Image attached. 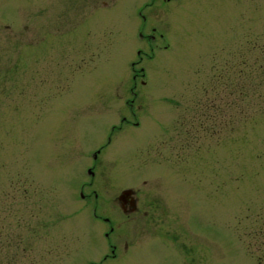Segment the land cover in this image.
Masks as SVG:
<instances>
[{"label":"rangeland","instance_id":"374dc122","mask_svg":"<svg viewBox=\"0 0 264 264\" xmlns=\"http://www.w3.org/2000/svg\"><path fill=\"white\" fill-rule=\"evenodd\" d=\"M147 1L0 0V264H264V0Z\"/></svg>","mask_w":264,"mask_h":264},{"label":"flooded vegetation","instance_id":"af4514ba","mask_svg":"<svg viewBox=\"0 0 264 264\" xmlns=\"http://www.w3.org/2000/svg\"><path fill=\"white\" fill-rule=\"evenodd\" d=\"M166 1L170 2V0H166ZM147 2H150V1H147ZM147 2L142 6V8H141L142 11L140 12V14H142L145 11V9H147L148 7H149V9H152V10L155 9L156 0H151L150 3H147ZM153 30L156 31L157 28L154 27ZM82 196L84 197V194H82ZM117 199L120 202L121 210L124 213H126V215H128L129 220H131L132 216H134L135 214H139L142 212V208L138 204V201H137V198H136L134 191L132 193H130L128 190H123ZM94 213H96V212H94ZM105 220L107 222H111L112 219L106 218ZM110 230L113 231L114 227H111ZM106 236L109 237V233H107ZM111 247H113L112 251H113V253H115V247L116 246L114 244H111ZM113 256H115V255H113Z\"/></svg>","mask_w":264,"mask_h":264},{"label":"trees","instance_id":"16d2710c","mask_svg":"<svg viewBox=\"0 0 264 264\" xmlns=\"http://www.w3.org/2000/svg\"><path fill=\"white\" fill-rule=\"evenodd\" d=\"M263 260V259H262ZM261 259H260V261H262Z\"/></svg>","mask_w":264,"mask_h":264},{"label":"bare ground","instance_id":"6f19581e","mask_svg":"<svg viewBox=\"0 0 264 264\" xmlns=\"http://www.w3.org/2000/svg\"><path fill=\"white\" fill-rule=\"evenodd\" d=\"M124 195V194H123Z\"/></svg>","mask_w":264,"mask_h":264}]
</instances>
